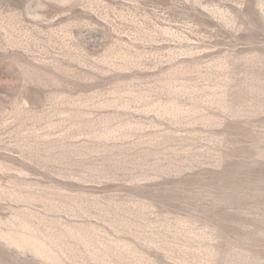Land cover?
Instances as JSON below:
<instances>
[{
	"label": "rangeland",
	"instance_id": "rangeland-1",
	"mask_svg": "<svg viewBox=\"0 0 264 264\" xmlns=\"http://www.w3.org/2000/svg\"><path fill=\"white\" fill-rule=\"evenodd\" d=\"M0 264H264V0H0Z\"/></svg>",
	"mask_w": 264,
	"mask_h": 264
}]
</instances>
